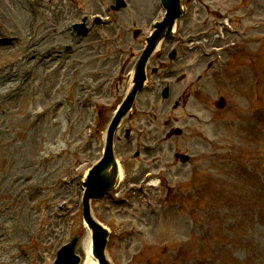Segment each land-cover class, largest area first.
Here are the masks:
<instances>
[{
	"label": "rangeland",
	"instance_id": "1",
	"mask_svg": "<svg viewBox=\"0 0 264 264\" xmlns=\"http://www.w3.org/2000/svg\"><path fill=\"white\" fill-rule=\"evenodd\" d=\"M37 1L0 0V68L21 66V56L33 55L25 43L35 10L34 42L50 59L36 55L34 64L0 86V264H52L75 233L83 241L82 175L103 155L107 122L125 95L153 19L165 14L160 1L140 7L129 0L121 19L134 16L140 23L125 30L116 21L121 29H98L80 43L66 29L81 13L96 12L93 0L75 8L64 0ZM184 3L176 34L149 63L150 80H157L151 68L158 67L161 83L173 87L172 98L162 100L158 90L140 93L123 122L135 129L133 141L122 130L116 142L125 166L113 190L117 200L104 197L92 207L111 231L107 251L115 264H264V0ZM55 7L77 12L64 21ZM69 43L80 47L69 54ZM193 44L201 48L190 52ZM119 46L126 62L112 87ZM173 48L179 58L171 61ZM181 73L187 78L176 82ZM189 88L196 90L190 102L197 118L177 111L183 123L174 125H183L184 134L144 155L145 146L165 134L162 122L173 100ZM219 94L227 98L223 109L214 106ZM138 148L142 153L134 157ZM175 149L190 153V162L173 164ZM80 244L76 254L83 258Z\"/></svg>",
	"mask_w": 264,
	"mask_h": 264
},
{
	"label": "water",
	"instance_id": "2",
	"mask_svg": "<svg viewBox=\"0 0 264 264\" xmlns=\"http://www.w3.org/2000/svg\"><path fill=\"white\" fill-rule=\"evenodd\" d=\"M165 6L167 7V9L170 11V14L172 13L173 15L177 14L180 9H179V3H178V0H163ZM171 17L167 16L165 18V20L160 24L161 27H160V31L161 29H164L165 25L171 21ZM159 32H156V34L154 35V39H152V43L155 44V37H159ZM151 44V46L153 45ZM150 46V47H151ZM150 47L149 49L147 50V52L145 53L144 57H146L147 55H149L150 53ZM139 74H141V67H140V70H139ZM140 79V75H139V78L138 80ZM133 95V94H132ZM125 108V107H124ZM117 122V119L114 120V123L112 125V128L114 127V125L116 124ZM111 144L108 145L107 147V150H106V161H104L101 165L95 167V169L93 170L92 172V175L90 176V179L89 181L87 182V190H86V193H85V196H84V202H85V209H86V220L87 222L89 223V226L94 230V232L96 233V236L95 238L96 239V246L97 247H100V239L99 240V236L102 235V232L100 230V227L96 226L95 223H94V219L89 215V212H88V198H90L91 196H96V194L99 192V190L95 189V185L96 183L98 182L99 178L102 177V170H104L105 168H108V163L107 162H110V159H111ZM99 235V236H98ZM78 242V237H75L70 243H68L67 245H65L63 248H62V251L60 253V261L58 264H66L67 262L69 261H72V262H78V257H75L74 256V250H75V246ZM98 252L100 253V256H102V252L101 250H98ZM102 264H105L104 262Z\"/></svg>",
	"mask_w": 264,
	"mask_h": 264
},
{
	"label": "bare ground",
	"instance_id": "3",
	"mask_svg": "<svg viewBox=\"0 0 264 264\" xmlns=\"http://www.w3.org/2000/svg\"><path fill=\"white\" fill-rule=\"evenodd\" d=\"M13 1V0H11ZM1 50V49H0ZM21 60L18 62L21 63V66L14 64L11 69L8 68H0V86L5 83V81H10L13 78H10L12 75L16 73L19 69H22L24 66H26L29 61H33V64L35 63V60H31L32 56L30 54H24L20 57ZM54 73H56L55 70H53ZM8 85H5L3 87H7ZM1 87V88H3ZM120 175L121 171H120ZM154 183H156L154 181ZM3 218V217H2ZM27 218V216H26ZM1 227V224H0ZM83 236V241L81 243V250L83 252V262L81 264H100V256H98L97 252L94 251L92 248V232L88 227H85ZM94 254H97L96 256ZM107 257V253L103 252L102 258Z\"/></svg>",
	"mask_w": 264,
	"mask_h": 264
}]
</instances>
